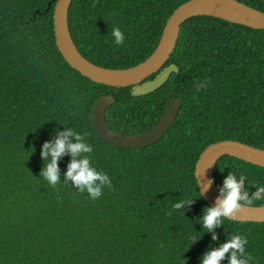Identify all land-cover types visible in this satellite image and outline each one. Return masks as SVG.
<instances>
[{
    "label": "trees",
    "instance_id": "16d2710c",
    "mask_svg": "<svg viewBox=\"0 0 264 264\" xmlns=\"http://www.w3.org/2000/svg\"><path fill=\"white\" fill-rule=\"evenodd\" d=\"M56 1L0 0V264H201L231 234L247 237L250 264H264V222L225 219L217 241L202 230L198 219L210 205L195 175L213 143L264 150V29L208 15L188 19L164 65L178 73L134 97L131 87L93 82L67 63L55 39ZM187 1L74 0L71 36L90 62L130 68L152 55L167 20ZM238 1L264 13V0ZM114 27L124 33L122 44L111 36ZM103 95L114 97L107 126L124 135L150 129L171 98L181 108L158 142L120 148L94 127ZM66 128L89 134L92 164L112 181L97 200L63 182L71 155L60 160L57 187L40 177L42 145ZM229 172L247 178L250 195L264 187L263 167L223 156L213 168L218 190ZM179 200L194 202L172 211ZM250 206H264V199ZM192 236L199 239L192 243Z\"/></svg>",
    "mask_w": 264,
    "mask_h": 264
},
{
    "label": "water",
    "instance_id": "95a60500",
    "mask_svg": "<svg viewBox=\"0 0 264 264\" xmlns=\"http://www.w3.org/2000/svg\"><path fill=\"white\" fill-rule=\"evenodd\" d=\"M74 0H57L54 9V33L56 44L67 63L91 81L112 86L131 87L134 97L150 94L162 87L173 73H178L176 65L164 67L172 55L181 26L195 16H214L230 22L242 24L253 29H264V13L238 0H189L179 6L169 17L161 39L155 51L145 61L126 69H110L98 66L87 60L78 50L69 28V10ZM215 9L226 12L238 19L229 20L217 15L206 13ZM155 75L153 79H149ZM114 102L112 95H103L95 103L93 123L98 136L112 146L120 148H142L161 140L171 129L181 108L178 99L171 98L161 119L150 129L135 134H119L110 129L105 122V113ZM232 156L245 162L264 168V150L235 141L224 140L209 145L200 155L195 175L199 190L205 191L203 198L213 206L219 195L213 181V168L218 159ZM200 183L203 185L200 188ZM210 184V188L208 187ZM202 195V192H201ZM235 221L264 222V206H245Z\"/></svg>",
    "mask_w": 264,
    "mask_h": 264
},
{
    "label": "clouds",
    "instance_id": "9594fccd",
    "mask_svg": "<svg viewBox=\"0 0 264 264\" xmlns=\"http://www.w3.org/2000/svg\"><path fill=\"white\" fill-rule=\"evenodd\" d=\"M116 44H122L125 37L119 27H114L111 31ZM197 85V91L200 90ZM87 132L81 134L72 128L63 131L56 130L53 139L46 141L42 145L41 157L44 166L40 172L42 177L52 187H57L61 182L60 160L71 155V160L67 165L64 174V183L71 184L80 193L87 192L92 200H97L103 195L105 187L111 189L112 181L109 175L93 166L90 154L94 151L93 146L86 142ZM246 177L240 175L239 178L229 172L223 180V185L219 189L213 206H206L202 216L198 219L205 233L212 234V240L217 241V228L223 227L225 219L234 220L239 212L245 207L252 205L253 201L264 199V187H255L257 190L250 195L246 188ZM203 185L200 183V188ZM210 188V184L208 187ZM204 196L205 191H201ZM194 200H179L172 204V211L185 210L190 207ZM172 211L168 215H172ZM192 243L197 238L192 236ZM248 239L241 234H231L226 242L220 243L218 247H210L201 257V264H222L227 259L228 264H250L254 257L246 251ZM163 246V245H161Z\"/></svg>",
    "mask_w": 264,
    "mask_h": 264
},
{
    "label": "bare ground",
    "instance_id": "6f19581e",
    "mask_svg": "<svg viewBox=\"0 0 264 264\" xmlns=\"http://www.w3.org/2000/svg\"><path fill=\"white\" fill-rule=\"evenodd\" d=\"M205 12L209 13V14L217 15V16L229 19V20L238 21V19L236 17H234V16H232L226 12L220 11V10L209 9V10H206Z\"/></svg>",
    "mask_w": 264,
    "mask_h": 264
}]
</instances>
